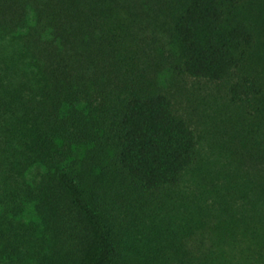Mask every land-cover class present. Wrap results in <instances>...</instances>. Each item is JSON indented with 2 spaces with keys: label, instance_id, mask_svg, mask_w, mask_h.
<instances>
[{
  "label": "trees",
  "instance_id": "obj_1",
  "mask_svg": "<svg viewBox=\"0 0 264 264\" xmlns=\"http://www.w3.org/2000/svg\"><path fill=\"white\" fill-rule=\"evenodd\" d=\"M0 264H264V0H0Z\"/></svg>",
  "mask_w": 264,
  "mask_h": 264
},
{
  "label": "rangeland",
  "instance_id": "obj_2",
  "mask_svg": "<svg viewBox=\"0 0 264 264\" xmlns=\"http://www.w3.org/2000/svg\"><path fill=\"white\" fill-rule=\"evenodd\" d=\"M147 8V7H146ZM151 14H153L151 12ZM155 26V25H154ZM159 22L158 39L153 43L166 57L162 71L158 74V86L172 98L175 108L184 115L200 138V152L203 157L211 154L215 138L222 137V125L218 118L220 97L225 92L226 85L195 79L178 73L173 67V46L161 30ZM211 148L213 150H211ZM215 152V150H214ZM26 218H34L30 208L26 211Z\"/></svg>",
  "mask_w": 264,
  "mask_h": 264
}]
</instances>
